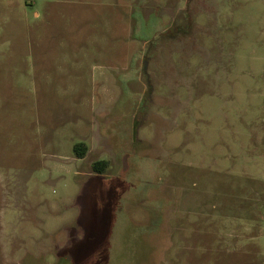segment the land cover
I'll use <instances>...</instances> for the list:
<instances>
[{
  "label": "rangeland",
  "instance_id": "obj_1",
  "mask_svg": "<svg viewBox=\"0 0 264 264\" xmlns=\"http://www.w3.org/2000/svg\"><path fill=\"white\" fill-rule=\"evenodd\" d=\"M0 264H264V0H0Z\"/></svg>",
  "mask_w": 264,
  "mask_h": 264
},
{
  "label": "trees",
  "instance_id": "obj_2",
  "mask_svg": "<svg viewBox=\"0 0 264 264\" xmlns=\"http://www.w3.org/2000/svg\"><path fill=\"white\" fill-rule=\"evenodd\" d=\"M74 154L77 158L83 159L88 153V147L85 143H79L74 146ZM109 168L107 161H96L93 163L92 170L95 174L103 175Z\"/></svg>",
  "mask_w": 264,
  "mask_h": 264
},
{
  "label": "crops",
  "instance_id": "obj_3",
  "mask_svg": "<svg viewBox=\"0 0 264 264\" xmlns=\"http://www.w3.org/2000/svg\"><path fill=\"white\" fill-rule=\"evenodd\" d=\"M243 253V252H242Z\"/></svg>",
  "mask_w": 264,
  "mask_h": 264
}]
</instances>
